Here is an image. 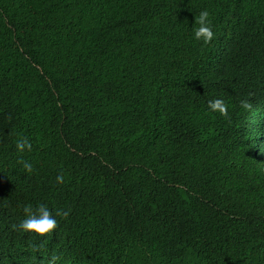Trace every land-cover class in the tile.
Here are the masks:
<instances>
[{"label":"trees","instance_id":"obj_1","mask_svg":"<svg viewBox=\"0 0 264 264\" xmlns=\"http://www.w3.org/2000/svg\"><path fill=\"white\" fill-rule=\"evenodd\" d=\"M262 102L264 0H0V224L68 213L0 263L264 264Z\"/></svg>","mask_w":264,"mask_h":264},{"label":"clouds","instance_id":"obj_2","mask_svg":"<svg viewBox=\"0 0 264 264\" xmlns=\"http://www.w3.org/2000/svg\"><path fill=\"white\" fill-rule=\"evenodd\" d=\"M195 26L192 29L193 37L197 41H203L204 43L210 42L214 37L212 31L210 13L208 10H201L194 19ZM264 104V102H262ZM241 108L244 110L251 109L250 102L244 100L241 101ZM208 108L212 112H218L221 116H228V106L223 99L210 100L208 102ZM246 130L250 133V146L251 148H259L264 145V106L256 108L250 112V117L247 123ZM16 149L19 152H23L25 149L31 151V144L27 140H20L16 143ZM23 167L31 172L32 164L24 161ZM57 183L63 182L62 176L56 177ZM25 218L20 222H16L14 218L7 220L0 224V227L6 231H13L15 234L20 235L26 240L33 242V250L39 252L42 251L47 240L45 238L37 240L36 237H53L57 231V216H67L68 213L56 210L55 214L45 204H40L35 212H33L31 206L24 208ZM7 236L0 233V241L4 240ZM1 246V244H0ZM17 254L21 255L17 252ZM6 259L21 260L22 257L16 258L13 251L6 253ZM53 262L57 257H53ZM1 264V263H0Z\"/></svg>","mask_w":264,"mask_h":264}]
</instances>
